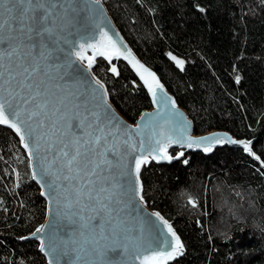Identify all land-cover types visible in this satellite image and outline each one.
<instances>
[{
	"label": "trees",
	"instance_id": "16d2710c",
	"mask_svg": "<svg viewBox=\"0 0 264 264\" xmlns=\"http://www.w3.org/2000/svg\"><path fill=\"white\" fill-rule=\"evenodd\" d=\"M104 2L133 50L186 109L195 133L222 129L253 140L264 161V0ZM95 64L128 120L151 107L127 63ZM20 143L0 125V264H47L38 241H20L47 209ZM142 180L146 203L172 222L185 247L169 264H264V164L225 146L210 156L189 152L171 164L152 162Z\"/></svg>",
	"mask_w": 264,
	"mask_h": 264
},
{
	"label": "snow or ice",
	"instance_id": "6c2138e0",
	"mask_svg": "<svg viewBox=\"0 0 264 264\" xmlns=\"http://www.w3.org/2000/svg\"><path fill=\"white\" fill-rule=\"evenodd\" d=\"M100 2L0 0V125L15 131L28 150L29 159L35 158L29 141L37 151L43 144L51 157L50 160L44 157L46 166L40 173L34 170L32 179L46 189L41 195L49 197V212L55 203L57 215L68 222L69 230L64 235L59 231L53 233L47 247L41 240V251L45 255L68 256L71 251L86 255L95 253L101 257L99 264H129L132 260H138L139 264H168L184 253V244L172 225L159 212L151 213L167 229L164 235L151 226L145 229L143 221L138 228L129 226L121 213L135 203L137 197L141 203L145 202L142 167L149 164L150 159L157 163L180 161L184 152L169 154L172 144L181 147L186 144L191 148L220 138L215 135L193 138L182 113L161 112V104L166 107L170 101L175 109L176 101L164 93L155 74L148 72L139 61L133 66L139 65L151 77L150 82L141 75L157 106L155 113L142 114L135 126L127 124L108 104L106 89L99 102L89 106V89L95 98L94 94L104 89V85L93 77L95 86H99L97 89L79 67L74 66L71 56L78 40H86L87 33L98 27L94 21L90 22L92 10L84 5H99ZM199 11L204 9L199 8ZM101 36L107 39L110 50L99 44L80 43L79 50L75 51L78 60H87L89 71L96 55L109 60L113 55H124L106 31ZM89 48L91 56L86 55ZM66 49L68 54L64 55ZM130 56L129 50L124 58ZM171 58L183 67L182 60ZM53 69L60 81L71 84L77 92L58 95L53 91L54 87L61 88L52 83ZM111 71L119 74L115 67ZM239 80L237 76V83ZM157 89L162 93L159 99ZM150 121L156 123L150 126ZM177 129L178 134L174 136ZM224 138L242 146L245 152L261 161L250 141ZM204 151H211V148L205 147ZM182 163L187 165L189 161L183 159ZM189 203L196 206L195 201ZM45 229L46 225H41L36 233ZM101 241L111 243L102 244ZM69 245H79V248H69ZM109 253H117L127 260L113 261ZM48 264L53 261L50 259ZM69 264H76V261H69Z\"/></svg>",
	"mask_w": 264,
	"mask_h": 264
},
{
	"label": "water",
	"instance_id": "95a60500",
	"mask_svg": "<svg viewBox=\"0 0 264 264\" xmlns=\"http://www.w3.org/2000/svg\"><path fill=\"white\" fill-rule=\"evenodd\" d=\"M84 6L86 8H89L92 10V13H91L92 20L90 22L94 21V23L96 25H98V27H95L94 31L87 33V39L86 40H78L76 48L72 49L71 59H72V61H74V66H78L79 69L81 70V72L87 77V80L91 81V83L94 86H95V79H99L101 81V83L104 85V89H99V86H95L97 89H99L94 94L95 98H93V93H92L91 89H89V91H88V99L90 101L89 106L91 107L93 104L98 103L103 92H104V90L106 89L107 90V96L105 98L107 99V102L111 106V108L115 111V114L125 123L135 126V124L140 120V116L142 114H144V113H155L157 106L153 103L152 94L148 91V87L145 85L144 80L141 79V75H143L146 79H148L151 82V77L148 76L147 72H144L143 69L139 68V65H136L135 67L133 65H134L135 61H139L140 65H143L144 68L148 69V72L154 73V71L145 62H143V60L138 56V54L135 52V50H133L132 46L126 40V38L122 34L118 25H116V22H115L113 16L111 15V13L109 12V9H108L106 3L104 2V0H101L99 5L85 4ZM97 10H99V11H97ZM104 31H106L108 33V35L112 37V40L116 41L117 45L120 47V50H121V52L124 53V55L123 56L113 55L111 60L105 58L104 56L96 55L92 69H91V71H89V69L87 68V60H84V61L78 60L75 56V51L79 50V44L80 43L99 44V45L105 47L106 49L110 50V45L108 44L107 39L106 38L102 39V36H101V33ZM129 50L131 52V56L129 57V59H125L124 56L128 55ZM67 54H68V50L66 49L64 55H67ZM86 55L91 56L92 55V49L89 48L87 50ZM99 58H103V59L107 60L109 63L116 61V60H121V61H124L125 63H127L129 65V67L132 69V71L135 73L134 75H136L139 82L142 84V88H145V90L147 91V93L150 97L149 100L151 101V107L144 109V111L142 110V112L139 113V116L137 117V119L134 122L128 120L123 114H121V112L115 106V104L113 102H111L112 100L110 98V94H109V91L107 89L106 84L99 77H97V75L94 73L93 69L96 65L95 64L96 61ZM133 58H134L133 62L130 63L129 60H132ZM51 75L53 76V81H52L53 85H55V84L61 85V88H59V89H57L55 87L53 88V91H56L58 95H67L69 91L77 92V89L74 86H72L71 84H65L64 81H60L58 79L56 71L54 69L51 71ZM93 77L95 79H93ZM155 77L157 80H159L160 84L163 85L164 93H166L169 98L176 101V108L175 109H172L170 101L166 107L163 104H161V112L168 113L170 111H172V112L178 111L179 113H182L183 117H185L187 122L189 123V134L193 138H202V137L211 138L214 135L217 136L218 138H220V139H218V141L217 140H211L210 143H206V144H203L200 146H193L191 148L187 147L186 144L183 147H181L179 144H172L168 148L169 154H172L171 150L175 149V148H178L179 152H184V155L186 153H189V152H203L204 154L209 155V156H210V154L213 153V151L216 148H222L225 146L238 148V149L243 150L242 146H240L238 144L229 143L228 140L224 137H230L233 140L250 141L252 143V146H253V140H249L246 138H237V137H235V135L233 136V134L227 130L215 129V130L209 131V133L208 132L203 133V134L195 133L194 122H193L192 118L190 117V115L188 114V112H186V109L179 104L177 99H175L176 97L174 96V94L170 90H168L167 87H165V84L161 81L159 76L155 74ZM80 91H83V89H80ZM161 95H162V93L160 92L159 89H157V98L159 99ZM177 119H179V117H177ZM158 120H159V118H158ZM159 122L163 123L162 120H160ZM148 123L150 124V126H153L156 122L150 121ZM2 126L7 127L6 125H2ZM166 127L170 128L171 125H167ZM178 131H179V129H177V132H174L173 135L174 136L177 135ZM13 132H15V131L13 130ZM147 135H148V129L145 130V138L146 139H147ZM138 140H139V138L137 137V141ZM29 143H30V146L33 148V154L35 157L34 159H29V165H30L29 170L31 171V175H32L34 170L37 173H40L42 167L46 166L47 161L44 160V157L48 156V153L44 150L43 144L41 145L39 151H37L36 146L33 145L31 143V141H29ZM20 144H22V143H20ZM22 147L24 148L23 144H22ZM205 147H210L211 151L205 152L204 151ZM25 151H26L27 157H28V150L25 149ZM244 153L246 155H249L245 151H244ZM249 156L252 158V160H255L261 166H263L261 161L256 160L251 155H249ZM182 158L183 157H181V159ZM48 159L50 160L51 157L48 156ZM152 162L157 163L156 161H152L150 159V163H152ZM173 162H176V160H173L171 163H173ZM171 163H169L167 161H161L157 164H171ZM145 166H143L142 169ZM33 182L37 183V185L39 186V188L41 190V193L46 192V189L44 187H41L40 183H38L36 180H33ZM42 197L46 200L47 209H46V216L43 219L42 223L38 227H40L41 225H46V229L42 233H36V229L38 228L37 227L34 231L23 236L20 239V241H22V242L23 241H32V240L38 241L39 242V245H38L39 250L43 254V256L45 257L47 264H48V261L50 259L53 261V264H69V261H76V264H86V262H95V264H99L101 257L95 253H93L91 255H86L83 252L77 253V252H71L70 251L68 256H60L58 254L45 255V252L41 251V240H43L44 245L47 247V245L49 244V239L53 233L59 231L60 235H64L69 230L68 222L66 220H62L61 217L57 215L58 209H57L56 204L53 203L51 205L52 210H51V212H49V197L47 195H42ZM152 212H159V211L150 207L149 204L146 203V200L144 203H141L137 197L135 200V203H133L131 206L126 208L123 213H121V218L126 220L128 222L129 226H133L136 228H138L140 225V222L143 221V222H145V225H144L145 229H148L149 226H151L154 229L161 230V232L164 235H167V229L164 228V226L156 219V217L151 215ZM160 214L173 227L172 222L169 221L164 215H162V213H160ZM173 229L175 230L176 234L179 236L176 229L175 228H173ZM34 233H35V235H34ZM145 234L147 235V232ZM169 239H171V237H169ZM101 243L102 244H110L111 241H101ZM72 247L79 248V245H69V248H72ZM161 247H163V246H161ZM48 251L51 252V249H48ZM184 252H185V247H184ZM77 255H79V257H80L79 260H77ZM181 256H177L174 259L170 260L168 262V264L177 260ZM109 258L112 259L113 261H117V262H119L121 260H127L126 257H122V256L118 255L117 253H109ZM129 264H139V261L138 260H132L129 262Z\"/></svg>",
	"mask_w": 264,
	"mask_h": 264
},
{
	"label": "rangeland",
	"instance_id": "374dc122",
	"mask_svg": "<svg viewBox=\"0 0 264 264\" xmlns=\"http://www.w3.org/2000/svg\"><path fill=\"white\" fill-rule=\"evenodd\" d=\"M178 59V58H177ZM175 61V60H174ZM97 62V61H96ZM183 64H184V62H183ZM180 67V66H179Z\"/></svg>",
	"mask_w": 264,
	"mask_h": 264
}]
</instances>
